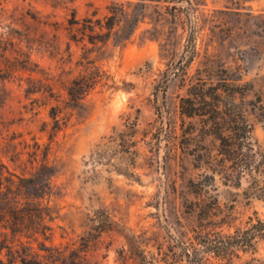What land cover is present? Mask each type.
Instances as JSON below:
<instances>
[{
	"label": "rangeland",
	"instance_id": "rangeland-1",
	"mask_svg": "<svg viewBox=\"0 0 264 264\" xmlns=\"http://www.w3.org/2000/svg\"><path fill=\"white\" fill-rule=\"evenodd\" d=\"M244 119L254 169L226 180L214 122L238 145ZM47 153L78 264H264V0H0V159Z\"/></svg>",
	"mask_w": 264,
	"mask_h": 264
},
{
	"label": "trees",
	"instance_id": "trees-1",
	"mask_svg": "<svg viewBox=\"0 0 264 264\" xmlns=\"http://www.w3.org/2000/svg\"><path fill=\"white\" fill-rule=\"evenodd\" d=\"M4 55L9 63L8 69L12 70L13 62L7 55V50ZM90 83L84 76L72 81L66 88L68 102L74 106L81 104L91 88ZM182 100L191 105L190 108H185L182 104L183 114L189 117L201 115L194 108L193 99L187 97ZM223 114L226 111L222 105L218 104L213 108L214 117ZM241 123L240 142L237 145L235 128L232 127L230 133L225 135L220 132L219 124L214 122L221 153L224 154L221 175L226 180L232 179L236 171L242 175L250 174L251 169H254L256 151L253 126L247 119ZM55 172L48 153L38 168L29 174L12 170L0 159V264H78L85 259L86 250L72 249L69 255H65L61 247L52 243L54 228L50 222L53 215L45 198L52 192ZM98 229L101 227L94 228L93 236L103 231ZM84 240L87 244L88 239Z\"/></svg>",
	"mask_w": 264,
	"mask_h": 264
}]
</instances>
